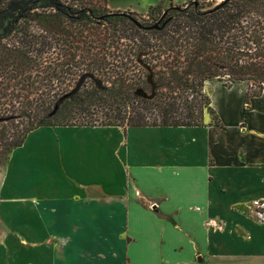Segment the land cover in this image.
<instances>
[{"label": "crops", "instance_id": "1", "mask_svg": "<svg viewBox=\"0 0 264 264\" xmlns=\"http://www.w3.org/2000/svg\"><path fill=\"white\" fill-rule=\"evenodd\" d=\"M180 1L104 5L145 15ZM239 110L221 127L31 131L0 170V264H264L251 205L264 200V100Z\"/></svg>", "mask_w": 264, "mask_h": 264}, {"label": "trees", "instance_id": "2", "mask_svg": "<svg viewBox=\"0 0 264 264\" xmlns=\"http://www.w3.org/2000/svg\"><path fill=\"white\" fill-rule=\"evenodd\" d=\"M133 19L0 0V167L39 127H200L212 112L208 81L263 90L264 0Z\"/></svg>", "mask_w": 264, "mask_h": 264}, {"label": "rangeland", "instance_id": "3", "mask_svg": "<svg viewBox=\"0 0 264 264\" xmlns=\"http://www.w3.org/2000/svg\"><path fill=\"white\" fill-rule=\"evenodd\" d=\"M190 1V2H189ZM223 0H187L186 2L190 3H198L202 6L203 9L212 8L216 4L220 3ZM63 2L69 7L75 9L87 8L92 10L96 14H106L107 10L104 5V0H63ZM178 2H181L178 0ZM183 5H165L159 6L154 10L148 11L145 15H132L130 13L124 12L122 14H128L136 19L140 23H144L147 21L148 23H153L157 19L161 18V16L170 8L179 7L181 8ZM31 32L37 33V30L34 28L30 29ZM204 94L208 97L210 102V107L212 112L207 113L204 117V126H214L219 122V126L224 125L226 120H230L234 116H230V108L237 107L239 105L240 112L242 116L249 117L252 113L253 106L255 104H261L264 100V87L262 91H258L255 88H252L247 82H230L227 79H212L208 81L203 89ZM242 99V102L239 101ZM124 128V122L120 123ZM239 128L242 131H245L246 123L240 122ZM7 163V162H6ZM6 163H4L0 170H2ZM234 224V221L231 222Z\"/></svg>", "mask_w": 264, "mask_h": 264}, {"label": "built area", "instance_id": "4", "mask_svg": "<svg viewBox=\"0 0 264 264\" xmlns=\"http://www.w3.org/2000/svg\"><path fill=\"white\" fill-rule=\"evenodd\" d=\"M253 209L256 211V213L260 216L263 215L264 212V200H253L251 203Z\"/></svg>", "mask_w": 264, "mask_h": 264}, {"label": "water", "instance_id": "5", "mask_svg": "<svg viewBox=\"0 0 264 264\" xmlns=\"http://www.w3.org/2000/svg\"><path fill=\"white\" fill-rule=\"evenodd\" d=\"M179 8V7H178ZM122 14V13H121ZM166 14V12L162 15L164 16ZM133 21L137 24V25H140V23L136 20V19H133Z\"/></svg>", "mask_w": 264, "mask_h": 264}]
</instances>
